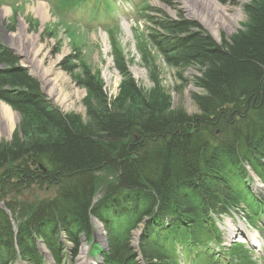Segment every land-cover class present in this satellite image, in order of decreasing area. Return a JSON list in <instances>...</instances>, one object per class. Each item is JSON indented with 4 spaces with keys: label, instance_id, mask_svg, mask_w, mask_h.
Masks as SVG:
<instances>
[{
    "label": "trees",
    "instance_id": "obj_1",
    "mask_svg": "<svg viewBox=\"0 0 264 264\" xmlns=\"http://www.w3.org/2000/svg\"><path fill=\"white\" fill-rule=\"evenodd\" d=\"M147 8L145 19L154 24L148 14L157 11ZM246 11L244 31L220 45L183 15L155 23L163 34L154 46L166 63L200 72L195 84L202 93L193 96L199 115L170 109L157 93L143 99L115 46L126 98L139 96L141 108L109 103L101 80L84 68L78 85L97 103L88 106L86 126L51 105L16 57L0 49V100L23 117L34 110L61 133L53 142L0 144V203L13 218L0 207V264L19 257L44 264L39 241L61 264L62 233L76 257L81 236L92 239L94 220L107 233L105 264H139V257L145 264H179L176 246L221 242L212 215L244 204L249 222H257L261 203L247 193L246 166L264 182V0ZM36 191L53 195L35 198ZM140 225L136 247L132 233ZM243 252L235 245L229 256L242 260Z\"/></svg>",
    "mask_w": 264,
    "mask_h": 264
},
{
    "label": "rangeland",
    "instance_id": "obj_2",
    "mask_svg": "<svg viewBox=\"0 0 264 264\" xmlns=\"http://www.w3.org/2000/svg\"><path fill=\"white\" fill-rule=\"evenodd\" d=\"M101 1L93 0L83 10L85 2L79 1L72 6L73 2L70 0H0V49L16 57L19 65L37 81L41 92L51 105L64 115L78 116L86 126L90 123L88 106L96 108L97 103L78 85L84 68L89 69L101 80L109 103L120 102L131 110L141 108L139 96L126 98L123 85L125 79L116 69L114 61L115 46L124 56L128 72L143 99L151 100L156 95L165 96L168 100L166 106L170 109L191 116L199 115L193 96L202 93L195 84V78L199 77L200 72L198 68L182 71L166 63L163 54L154 46V40L158 37L156 35L163 34L155 23L160 24L165 20L177 21L183 15L185 20L197 25L220 45L239 31H244L248 23L246 8L256 2L202 0V3L199 0H170V5H167L162 0H120L121 3L117 0V5L120 3L123 7L114 10L112 0H108L105 5L109 11L107 12L105 5L101 6L100 15L97 9ZM214 5L220 7L221 12ZM38 7L45 9L44 23L40 19L41 9ZM147 7L157 11L148 14L154 24L145 19ZM2 9L8 10L4 18ZM222 13L226 15L225 19L217 20L215 16H223ZM193 31L196 32V29ZM66 67H73L74 71H67ZM0 104L5 108L4 111L0 109V144L23 146L34 141L47 143L61 139V133L34 110H28L23 117L5 102L0 100ZM6 110L12 113V125L4 118L7 117ZM252 179L246 180L248 186L253 185ZM253 188L252 186L250 190ZM29 195L27 193L26 197ZM34 195L35 198H49L52 197L53 191H36ZM259 200L264 204V194ZM0 207L8 211L2 203ZM248 209V205L242 204L236 214L231 210V219H235V222L224 218L221 228L225 241H221H224L226 251L223 250L220 254H216V250L208 251L210 246L218 245L217 238H211V243L207 244L206 248L198 242L196 244L200 249L193 250L192 255L189 254L190 250L186 251L185 261L179 260L180 264H202L203 261L210 260L213 264H229L231 261L234 264H264V223H260L259 216L257 222H249L246 217ZM240 227L257 237L261 250L257 249L259 253L253 252L249 246L250 241L247 240L248 244L243 246L242 260L236 257H232V260L229 249L234 239H231V235ZM143 229L144 226L140 225L133 231L134 242H137V235H144ZM106 236L103 225L94 220L91 244L82 240L79 255L76 260L73 259L72 264L88 262L83 260L85 254L100 263L101 250L105 253L107 251ZM37 245L43 250V255L45 254V264H56L41 241ZM63 263H71L66 254ZM138 263L143 264L139 259Z\"/></svg>",
    "mask_w": 264,
    "mask_h": 264
},
{
    "label": "bare ground",
    "instance_id": "obj_3",
    "mask_svg": "<svg viewBox=\"0 0 264 264\" xmlns=\"http://www.w3.org/2000/svg\"><path fill=\"white\" fill-rule=\"evenodd\" d=\"M200 2H202L203 3V1L202 0H199ZM215 6V5H214ZM215 7H217L218 9H219V11L221 12V10H220V7H218L217 5L215 6ZM38 8H40V7H38ZM41 9V11H40V14H41V21H42V23H44L45 22V19H44V16L46 17V15H45V9H44V7H42V8H40ZM2 11V17L4 18L5 17V14L8 12V10H5V9H2L1 10ZM193 11V10H192ZM223 14V16L222 15H220V16H215L216 17V19L217 20H224L225 18V14L224 13H222ZM43 15V16H42ZM193 15V14H192ZM70 107V106H69ZM0 109H2L3 111H4V106L3 105H1L0 104ZM6 111H8V112H6ZM5 112L7 113V117H5L4 116V118L7 120V122H8V124L9 125H12V123H13V116H12V113L9 111V110H6ZM259 194L261 195V193L259 192ZM255 237V236H254ZM256 238V237H255ZM256 243V245H258V246H260L259 244H260V242L259 241H256L255 242ZM83 260L85 261L86 259H85V257H83ZM83 264H88V262H84ZM90 264H97L96 262H91ZM99 264V263H98Z\"/></svg>",
    "mask_w": 264,
    "mask_h": 264
}]
</instances>
